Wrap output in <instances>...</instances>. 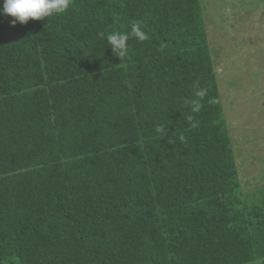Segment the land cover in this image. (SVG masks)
<instances>
[{"label": "trees", "instance_id": "obj_1", "mask_svg": "<svg viewBox=\"0 0 264 264\" xmlns=\"http://www.w3.org/2000/svg\"><path fill=\"white\" fill-rule=\"evenodd\" d=\"M10 19L0 15V264L264 260V219L251 224L239 204L200 0H71L63 14ZM135 23L148 39L120 58L100 33ZM64 83L72 91L53 103ZM185 187L184 204L158 206Z\"/></svg>", "mask_w": 264, "mask_h": 264}, {"label": "rangeland", "instance_id": "obj_2", "mask_svg": "<svg viewBox=\"0 0 264 264\" xmlns=\"http://www.w3.org/2000/svg\"><path fill=\"white\" fill-rule=\"evenodd\" d=\"M224 116L241 184L239 204L251 224L264 219V0H200ZM116 5V4H115ZM3 0H0L2 9ZM117 6V5H116ZM201 62L186 66L199 69ZM68 83L52 102L71 92ZM192 179H194L192 177ZM191 187L157 195L159 207L185 203ZM255 264H264L258 260Z\"/></svg>", "mask_w": 264, "mask_h": 264}, {"label": "clouds", "instance_id": "obj_3", "mask_svg": "<svg viewBox=\"0 0 264 264\" xmlns=\"http://www.w3.org/2000/svg\"><path fill=\"white\" fill-rule=\"evenodd\" d=\"M71 5V0H3L0 15L10 17V26L15 27L17 23L26 25L29 20H40L53 16L54 14L65 13ZM101 37L110 45L114 54L120 58H126L129 55L128 41L132 38L138 41H145L148 36L142 30L139 23L131 26L130 32L111 31L100 33ZM197 96L203 97L204 91H198ZM200 104L196 102L193 111H199ZM157 131H163L157 128Z\"/></svg>", "mask_w": 264, "mask_h": 264}]
</instances>
